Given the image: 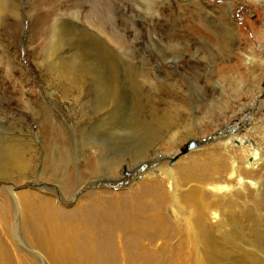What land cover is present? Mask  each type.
I'll use <instances>...</instances> for the list:
<instances>
[{"label":"rangeland","instance_id":"1","mask_svg":"<svg viewBox=\"0 0 264 264\" xmlns=\"http://www.w3.org/2000/svg\"><path fill=\"white\" fill-rule=\"evenodd\" d=\"M91 1L0 0V147L3 143L6 146L9 142L6 138L16 133L53 140L55 132L52 134V126L46 127L52 120H62L67 126L77 125L81 144L87 141L92 146L95 143V140L90 142L94 129L92 120L100 116L94 111L95 95L92 94L84 103H78L77 90L71 94L65 81L52 84L45 64L41 66L45 56L39 53L44 50L45 38L55 18L61 17L65 26L66 22L73 20L72 11L78 9L83 17L87 15L95 19L97 11L90 8ZM110 1L117 4L119 18L116 19L112 4L103 0L106 4L102 7L106 28L112 33L111 23H120L124 19L125 22L117 27L115 37L123 41L125 49L127 45L135 44L138 53L134 54L136 59L120 57L118 60L121 71L115 97L120 109L116 117L121 130L105 137L103 143L110 144L121 157L134 154L145 141L152 146L149 147L150 158L138 167H130V177L128 173L122 174L120 181L104 172H96L94 167L87 177L96 175L113 180L96 181L88 189L126 190L131 182H139L151 174L160 175L161 171L156 169L160 163L168 160L167 165L172 168L179 160L196 155L191 161L203 160L198 162V166H188L194 176L229 187L226 195L221 191H207L208 201L216 199L219 205L228 209L231 218L239 220L233 223L234 238L238 241L236 246L216 232L219 240L231 249L226 255L220 250L216 252L224 255L220 264H264V0H202L198 5H190L191 8L186 5L197 0H172L171 7L162 6L156 0ZM231 4L233 8L229 16H224L220 9L210 14L214 11L210 6L230 8ZM230 18L236 21L239 31L233 30V37H225L221 27ZM91 28L88 25V30ZM91 30L96 36L101 35L98 29ZM176 33L181 36L172 37ZM105 36L111 41L103 34L106 41ZM45 87L48 92L55 90L53 96ZM167 90L175 96L178 92L179 107L167 104L164 108L166 103L161 99L166 97ZM105 93L109 95L108 91ZM42 101L50 109L43 111ZM32 107L37 108L36 114H31ZM164 111L177 114L182 123L176 125L168 119L163 120ZM160 120L163 124L159 123ZM20 121L24 124L29 121L31 129H24ZM74 130L71 127L63 130L65 135L70 133L73 137L68 141L70 144L75 141ZM225 130L226 134L217 138ZM56 132L59 140L62 130L57 128ZM243 136L256 142L258 149L245 145L242 148L241 142L235 144V140L239 141ZM202 138L208 142L184 150L190 140ZM227 141L233 145L228 150L224 146ZM74 146L71 151H76V144ZM85 146L84 150L88 152L90 146ZM35 150L38 151L37 148ZM254 151L258 152L259 159L255 160L256 165L250 166L247 162H252ZM205 154L212 157L206 155L204 159ZM27 158L30 168L26 179L0 180V191H6L2 184H15L22 189L35 185L30 182L38 178L37 170L42 168L36 164L33 166L35 160ZM74 159L76 161L77 156ZM74 170L76 179L77 163ZM240 176L245 181H239ZM44 183L54 185L57 182ZM80 197L75 199L71 195L67 199L68 207H72ZM173 244L179 253L185 252L178 242H171ZM165 257L169 258L168 255ZM125 261V258L120 259L121 264Z\"/></svg>","mask_w":264,"mask_h":264},{"label":"bare ground","instance_id":"2","mask_svg":"<svg viewBox=\"0 0 264 264\" xmlns=\"http://www.w3.org/2000/svg\"><path fill=\"white\" fill-rule=\"evenodd\" d=\"M102 1H91L90 8L97 11L95 19L87 15L83 17L78 9L72 11L73 20L66 22L65 26L61 17L55 18L50 24L49 35L45 38L44 50L39 52L47 60L46 64L43 59L41 66L45 64L52 84L65 81L71 94L74 89L77 90L78 103H84L92 94L95 95L94 111L100 113L97 119L92 120L94 129L90 134V142L95 140V143L92 146L87 141L81 144L82 140L80 141L75 127L77 125L67 126L62 120H52L46 125L52 126V134L55 132L51 141L41 140L33 135L22 136L19 133L6 138L9 142L0 147V180L18 178L24 181L30 168L27 157L35 160L33 166L36 164V167L42 169L37 170L38 178L35 177L34 181L30 182L35 184L31 188L28 186L22 189L15 184H2L6 191H0V264H121V258H125L124 264H220L224 260L223 256L231 249L219 240L216 232L236 246L238 241L234 238L236 232L233 223L239 220L236 217L231 218L228 209L219 205L216 199L208 201L207 191H221L226 195L229 187L221 183L205 182L204 179L194 176L188 166H198V162L203 160L191 161L196 155L179 160L172 168H169L166 160L156 168L161 171L160 175L151 174L139 182H131L126 190L88 189L96 181L113 180L101 179L96 175L87 177L94 167L97 168L96 172H104L106 176H114L115 181H120L119 176L129 174L130 167H138L146 161L145 159L150 158L149 147L152 146L145 141L141 147H136L134 154L121 157L110 144L103 143L105 137L113 136L121 130L119 119L116 117L120 109L115 97L121 71L118 60L120 57L136 59L134 54L138 53V49L135 44H129L126 51L123 41L115 37L117 27L125 22L124 19H119V24L111 23L112 33L106 28L102 12V7L106 4ZM200 1L202 0L193 1L186 6L198 5ZM172 2L156 0V3L162 6L171 7ZM108 3L115 9L116 19L119 18L117 4L110 0H107ZM1 7L3 8V5ZM210 7L214 10L210 14H213L215 9H220L224 16H229L233 8L232 4L230 8ZM88 25L98 29L101 35L96 36L92 28L88 30ZM221 28L225 37H233V30L239 31L238 24L231 18ZM103 34L111 41L105 36L108 39L106 41ZM180 36L181 34L176 33L172 37ZM151 38L155 39L154 36ZM262 42L264 43V40ZM45 90L48 92V88L45 87ZM105 91H108L109 95ZM176 92L175 96L169 90L166 91L167 98L161 99L166 103L164 108L167 104L169 107H179V94ZM48 93L53 96L55 90ZM41 109L46 111L50 108L42 101ZM31 110V114L37 113L36 107ZM170 113L164 111L162 119L179 125L181 120L177 118V114ZM27 122L24 124L20 121L24 129L30 130L31 123ZM159 123L163 124V121L160 120ZM69 127L76 129L75 141L71 144L68 141L73 137L70 133H63V130ZM57 128L63 133L59 140ZM29 133L32 134L31 131ZM224 133L226 134V130L218 138H222ZM243 137L239 141L235 140V144L241 142L242 148L245 145L253 150L258 149L256 142ZM192 141H197L196 146L208 142L203 138L190 140ZM226 143L223 145L227 150L233 147L231 142ZM74 144L77 149L71 151V148L75 147ZM85 144L90 146L88 152L87 149L84 150L87 146ZM74 152H77V155ZM105 155H108L107 158L102 160ZM206 155L212 157L211 154H205L204 159L207 158ZM258 155V152L254 151L252 162L247 160L248 165H256ZM74 156H77L76 161ZM75 163L78 169L76 179ZM238 180L242 182L245 178L240 176ZM45 181L57 183L49 185L45 184ZM71 195L76 197L75 199L79 195L82 197L72 207H68L67 199ZM171 242H178L185 252L179 253ZM219 250L224 255H217Z\"/></svg>","mask_w":264,"mask_h":264},{"label":"water","instance_id":"3","mask_svg":"<svg viewBox=\"0 0 264 264\" xmlns=\"http://www.w3.org/2000/svg\"><path fill=\"white\" fill-rule=\"evenodd\" d=\"M196 144H198L197 141H192L186 147H184V149H191L196 146Z\"/></svg>","mask_w":264,"mask_h":264},{"label":"flooded vegetation","instance_id":"4","mask_svg":"<svg viewBox=\"0 0 264 264\" xmlns=\"http://www.w3.org/2000/svg\"><path fill=\"white\" fill-rule=\"evenodd\" d=\"M257 100H258V96H257V98H256V100H255V103H256ZM260 102H261V101H260ZM255 103H254V104H255ZM254 104H253V105H254ZM259 104H260V103H259ZM223 132H225V131H223ZM217 138H218V137H217ZM203 139H204V138H203Z\"/></svg>","mask_w":264,"mask_h":264}]
</instances>
